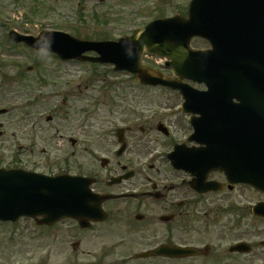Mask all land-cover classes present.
Here are the masks:
<instances>
[{
  "label": "flooded vegetation",
  "instance_id": "obj_1",
  "mask_svg": "<svg viewBox=\"0 0 264 264\" xmlns=\"http://www.w3.org/2000/svg\"><path fill=\"white\" fill-rule=\"evenodd\" d=\"M30 77L0 75V111H5L0 112V167L18 165L44 175L70 174L90 181V198L84 205L79 203V221L63 219L58 224L40 227L46 235L41 248L45 255L61 239L63 244L59 246L66 252L64 264H203L214 256L220 257L221 252H229L233 245L244 243L251 250L262 249L258 236L261 222L251 211L259 201L249 197H257L256 191L231 185L222 173L213 172L207 174L206 182L219 183L221 189L195 192L193 184L197 177L191 171L176 168L174 159L186 160L190 148H202L189 139L190 117L181 112V98L176 93L170 94L176 103L129 113L118 124L117 115H108L109 120L95 125L84 109L68 120L46 122L48 126L56 123V134L59 127L70 126L65 135L70 145L69 163L64 162L61 167L50 161L43 169L35 163L21 164L34 150L24 143L25 125H11L10 114L23 107V81ZM80 88V83L74 89L66 86L64 95ZM233 103L231 100L230 104ZM230 116L234 118L233 114ZM90 122L93 134L89 132ZM65 136L58 140L65 141ZM19 223L26 227L20 229L16 225L9 235L12 252L10 260L5 258L3 264H45L44 258L39 260L35 246V222L27 219ZM229 239L231 244H227ZM162 246H190L198 250V256L142 257ZM13 255L15 260L11 259Z\"/></svg>",
  "mask_w": 264,
  "mask_h": 264
},
{
  "label": "rangeland",
  "instance_id": "obj_2",
  "mask_svg": "<svg viewBox=\"0 0 264 264\" xmlns=\"http://www.w3.org/2000/svg\"><path fill=\"white\" fill-rule=\"evenodd\" d=\"M189 1L83 0L78 2V0H0V18L3 20L0 24V42L3 41L1 40L2 32L8 28L24 35H37L41 30L52 29L50 27L52 23L70 28L77 27L79 30H76L82 36V38H79L81 40L85 37H91L90 39L93 40L104 35L115 40L129 35L130 32L139 26H144L147 22L157 18H167V16L177 14L178 11H182L185 14ZM33 9H37L34 14L30 11ZM93 13L97 15V18L92 16ZM82 23L88 24L90 27H82L80 29L79 25ZM93 23L105 25L97 28ZM65 32L72 35L68 31ZM192 46L195 48L205 47L203 44L197 46L195 42L192 43ZM12 49L13 54L10 52L9 44L4 43V47L0 46V67H3L0 72L3 76H20V72L28 70L29 74L26 75H31L30 80L37 79L40 77L39 72L34 68V64L37 62L47 72L52 73L48 83L41 85L35 80L31 83L30 90L33 89V93H24L29 90L22 88L21 101L27 100L29 104L22 107V111H14L10 114L11 125L19 122L25 125L26 132L23 138L26 140L24 143L29 146V149L34 150L31 157L25 156L26 162L23 161L21 163L23 165L29 166L35 163L43 169V165L50 161L58 162L61 167H64V162L69 163L68 153L70 145L66 143L65 135L70 126L59 127L60 131L56 134L54 132V129L58 127L56 123L50 125V127H53L52 130L44 123L47 116L55 120L64 118L68 120L73 113L84 109L89 112L88 116L93 118L95 125L97 122L104 123L109 120L108 115H112V118L117 115L118 122L116 124H118L120 123L119 120L125 119V115L129 113L150 111V109L156 110L160 105L176 103V100L174 101L175 97H170L172 92L165 89H142L138 87L132 76L123 73L115 74L111 71L112 68L108 66L93 67L86 63H61L53 57L49 58L43 53H35L22 45L15 46ZM145 63L154 65L151 60L145 61ZM32 75L36 76L32 77ZM69 81H79L81 91L74 93L75 95L64 96L63 89L65 85L69 86L67 83ZM33 96L38 97V101H40H32ZM64 97L66 102L61 104V98ZM142 101L151 105L144 106L145 104ZM38 123L41 125L38 126ZM90 125H92L91 122ZM16 128H20V126ZM13 130L12 128V132ZM89 132L94 133L93 125ZM61 135L65 136V141L63 142L58 140ZM44 149L46 150V155L42 154ZM66 158L67 160L65 161ZM13 166L18 167V165ZM13 166L9 167L13 168ZM249 197L252 201L255 198L261 201L259 196L250 195ZM233 201L240 202L238 199H233ZM24 226L26 227L22 223L18 227L22 229ZM259 229L258 236L263 241V223L259 225ZM12 234L13 228L0 224V264H3L5 258L8 261L10 260L12 250L6 244V241L7 237ZM45 237V233H37L36 235L35 246L39 260L44 258L45 264H64L66 252L59 246L63 244L62 239L53 248V251H50L49 255H45L41 251L42 245L46 243ZM252 241L255 240L252 239ZM227 244H231L230 239L227 240ZM11 259L14 260L15 255ZM203 264H264V250L253 252L252 256L242 257L230 256L227 252H221L220 257L214 256Z\"/></svg>",
  "mask_w": 264,
  "mask_h": 264
},
{
  "label": "water",
  "instance_id": "obj_3",
  "mask_svg": "<svg viewBox=\"0 0 264 264\" xmlns=\"http://www.w3.org/2000/svg\"><path fill=\"white\" fill-rule=\"evenodd\" d=\"M253 5L263 6L264 0H193L188 6L187 19L179 15L165 20L157 19L133 33L132 37L120 40L118 44H96L95 51L99 53L100 59L79 57L94 44L81 43L65 35L51 33L50 41L46 46L60 58H76L93 63L110 62L117 70H127L135 74L137 80L144 85L167 86L184 94L186 86H180L173 80H165L160 74L140 64L143 51L157 57H170L174 62V69L182 70L181 74L174 71V75L187 78L193 77L194 71L190 72L189 68L183 66L181 64L183 60L194 58L201 65L202 62H209L212 57L220 58L222 50L230 49L233 45H238L239 55L260 51L259 54H255L260 57L264 51L262 50L264 49V17L257 18L262 24L243 26L239 29H235L234 25H223V19L237 21L236 16L230 14L234 7ZM194 36H201L210 42L212 51L201 54L189 51L190 39ZM9 40L26 43L38 50L43 49L41 45L39 46V40L25 38L13 32L10 33ZM218 63L222 65L220 59ZM259 106L258 104L256 109ZM250 115L249 139L233 143L229 164H226L224 152L217 156V159L222 164L220 168L230 172V177L237 183H247L264 193V114L260 111L253 112L251 107ZM211 149L208 152V162L214 161L220 151L216 148V144H212ZM237 168L238 171H235L234 169ZM75 195L76 189L73 187L72 178L45 179L18 171L0 170V220L2 221H15L22 216L36 219L40 216L42 217L40 223L48 225L59 218H69V216L76 218ZM257 209L256 214L264 218L263 205L261 204ZM194 253L195 251L189 248L172 251L160 248L154 254L189 256Z\"/></svg>",
  "mask_w": 264,
  "mask_h": 264
},
{
  "label": "trees",
  "instance_id": "obj_4",
  "mask_svg": "<svg viewBox=\"0 0 264 264\" xmlns=\"http://www.w3.org/2000/svg\"><path fill=\"white\" fill-rule=\"evenodd\" d=\"M81 1V0H80ZM83 1V0H82ZM35 10H37V9H33V11H35ZM35 13V12H34ZM96 18H97V16L96 15H94Z\"/></svg>",
  "mask_w": 264,
  "mask_h": 264
}]
</instances>
